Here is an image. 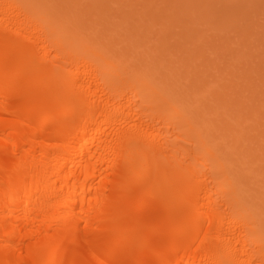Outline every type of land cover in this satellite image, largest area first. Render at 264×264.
I'll list each match as a JSON object with an SVG mask.
<instances>
[{"label": "bare ground", "instance_id": "6f19581e", "mask_svg": "<svg viewBox=\"0 0 264 264\" xmlns=\"http://www.w3.org/2000/svg\"><path fill=\"white\" fill-rule=\"evenodd\" d=\"M80 16L0 0V264H264V180Z\"/></svg>", "mask_w": 264, "mask_h": 264}, {"label": "rangeland", "instance_id": "374dc122", "mask_svg": "<svg viewBox=\"0 0 264 264\" xmlns=\"http://www.w3.org/2000/svg\"><path fill=\"white\" fill-rule=\"evenodd\" d=\"M69 2L115 52L139 62L162 60L167 84L187 102L204 103L210 135L233 147L264 180V0ZM178 144L185 165L199 169L201 158L191 144ZM218 174V183L227 179Z\"/></svg>", "mask_w": 264, "mask_h": 264}]
</instances>
